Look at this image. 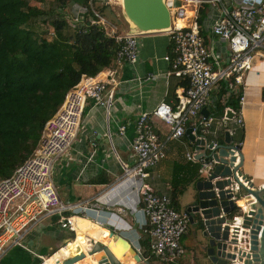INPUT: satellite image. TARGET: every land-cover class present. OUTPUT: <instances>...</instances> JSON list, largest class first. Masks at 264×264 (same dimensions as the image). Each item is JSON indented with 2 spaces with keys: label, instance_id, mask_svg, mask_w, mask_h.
<instances>
[{
  "label": "built area",
  "instance_id": "1",
  "mask_svg": "<svg viewBox=\"0 0 264 264\" xmlns=\"http://www.w3.org/2000/svg\"><path fill=\"white\" fill-rule=\"evenodd\" d=\"M111 0H88L85 18L89 25L106 27L99 5ZM171 15V28L167 31L171 41V54L165 55L170 69L167 75H175L187 82L176 94L173 105L160 102L149 112L140 113L135 121V136L130 144L136 157L132 167L122 164L123 176L131 175L139 180L148 176V170L165 157V143L159 138L151 121L161 119L168 127V139L184 136L186 128L198 137L199 128H207L214 117L195 118L203 107L217 98L237 102L236 108L226 106L220 123L232 120L243 126L244 78L254 58H264V0H165ZM208 6L217 11L212 20L211 33L226 41V55L214 51L207 44L203 24L199 21L201 10ZM91 20V21H89ZM108 35V34H107ZM117 48L115 62L134 64L138 59V35L111 31ZM223 82V83H222ZM117 81L110 68L93 75L82 74L78 82L66 93L62 105L45 123L42 135L33 153L11 175L0 179V260L15 246L26 248L25 235L39 222L57 216L61 228L76 230L73 217L64 215L73 206L61 199L53 182V169L57 160L70 150L80 130L87 100L109 106ZM108 85H112L106 90ZM125 126L118 128L124 134ZM233 130L229 134L232 136ZM235 144V143H234ZM239 144V143H237ZM240 145V144H239ZM198 151L192 143V151L186 153L189 160L199 162V173L207 176L215 162L196 159ZM235 154H237L235 152ZM238 162V157L237 161ZM242 174V173H241ZM239 180L248 183L247 178ZM142 205L136 212L143 215L139 224L142 234L149 237L150 254L161 264L172 263L184 252L182 237L187 231L188 217L172 205L164 194H157L151 187L141 183L139 187ZM243 210V205L236 203ZM88 210L90 207L83 206ZM102 226V222L98 221ZM140 253L141 248H137ZM40 264L45 262L43 256Z\"/></svg>",
  "mask_w": 264,
  "mask_h": 264
},
{
  "label": "crops",
  "instance_id": "2",
  "mask_svg": "<svg viewBox=\"0 0 264 264\" xmlns=\"http://www.w3.org/2000/svg\"><path fill=\"white\" fill-rule=\"evenodd\" d=\"M212 13L214 12L207 7L201 16L199 15L202 19L200 22L203 24V34L207 44L212 45L214 51H219L224 56L226 48H222V39L211 33V24L207 26L205 23L207 19L214 20ZM117 15L119 16V13ZM80 16L73 17L76 21L73 25L76 28L86 22L85 16ZM103 17L106 19V16ZM118 21L117 26L107 21L106 27H102L106 35L111 31L122 34L130 32V24L123 13L118 17ZM118 26L122 31L117 32ZM52 32L50 30L51 34ZM137 35V61L134 64L116 63L114 57L111 66L105 67L114 72L117 81L111 104L107 107L95 104L92 99L87 100L75 141L68 153L60 157L54 166L53 182L63 202L73 206L74 210H67L64 215L73 217L76 229L81 228L79 218L88 219L96 225L98 221L102 222L100 227L108 231L106 226L110 225L114 234L120 235L121 242L136 249L141 248V254L145 251L141 240L149 238L147 234H142L139 228L144 217L140 212H136L142 205L139 193L141 183L147 184L159 195L169 196L173 207L185 213L193 197L194 184L200 175V165L199 162L186 157V153L192 151V142L188 136L184 134L178 139H168V127L165 122L152 117L154 129L165 143V157L148 170V176L142 181L131 175L123 176L122 164L132 167L136 163L130 144L135 136L137 116L142 112L151 111L160 102L175 104L177 92L187 85L182 78L167 75L170 65L164 57L171 54L172 49L168 33ZM217 39H220V42ZM111 86L108 85L105 91ZM243 95L242 127H238L232 120L219 122L226 105L223 112L216 113L214 103L217 98L204 107V112H199L195 121L202 117H214L211 124L203 128L201 133L208 141L215 143L223 140L225 131L233 130V143L240 144L242 154L238 170L254 186L260 187L264 185V59L254 58L252 67L244 78ZM218 101L225 102L221 97ZM121 125L125 126L122 135L118 132ZM199 152L202 150H199L196 156H201ZM83 206L90 209L83 210ZM75 235L76 230L74 232L61 228L57 216L46 218L25 235L23 243L26 248L12 247L1 258L0 264H40L39 256L47 258L54 255L64 245L73 241ZM85 238L89 239L87 234ZM116 240L118 239H113ZM89 241L90 247L100 248V245L105 244L111 250L108 244L99 240ZM181 242L184 252L172 262L173 264H211L200 249L193 227L189 223ZM112 253L118 259L113 251ZM152 264L161 263L155 259Z\"/></svg>",
  "mask_w": 264,
  "mask_h": 264
},
{
  "label": "trees",
  "instance_id": "3",
  "mask_svg": "<svg viewBox=\"0 0 264 264\" xmlns=\"http://www.w3.org/2000/svg\"><path fill=\"white\" fill-rule=\"evenodd\" d=\"M37 1L43 0H0V179L33 153L45 123L81 75L111 66L117 48L99 25L84 22L76 28ZM66 1L72 2L57 0L60 11ZM85 1L83 18L89 12ZM111 9L105 5L100 12L106 16ZM220 95L214 103L216 113L225 105L236 108L235 100L219 102ZM141 245V256L154 261L149 238Z\"/></svg>",
  "mask_w": 264,
  "mask_h": 264
},
{
  "label": "water",
  "instance_id": "4",
  "mask_svg": "<svg viewBox=\"0 0 264 264\" xmlns=\"http://www.w3.org/2000/svg\"><path fill=\"white\" fill-rule=\"evenodd\" d=\"M121 9L131 33L167 32L171 28L165 0H122ZM204 111L203 107L201 112ZM191 130L187 127L185 134L195 144L196 151L202 150L201 156L198 154L195 158L215 162L210 174L199 175L185 210L200 249L211 264H264V185L257 187L239 180L242 154L228 130L220 143L208 141L201 133L203 127L199 128L197 138L190 134ZM240 200L245 210L237 206ZM106 227L110 237L120 239L112 226ZM127 249L136 258L132 264H152L134 246L129 245ZM87 255L95 256L99 264H125L105 244L77 252L61 263L76 264Z\"/></svg>",
  "mask_w": 264,
  "mask_h": 264
},
{
  "label": "bare ground",
  "instance_id": "5",
  "mask_svg": "<svg viewBox=\"0 0 264 264\" xmlns=\"http://www.w3.org/2000/svg\"><path fill=\"white\" fill-rule=\"evenodd\" d=\"M119 5L121 6L122 0H118ZM170 3V0H169ZM91 21V20H89ZM240 205H243V201L238 202ZM81 228L76 229V235L73 241L64 245L58 252L54 255L45 258V262L43 264H62V260L71 256L74 252L87 251L91 246V242L89 241L99 240L102 243H106L110 246L111 250L116 254L119 260H121L125 264H132L135 262L136 258L131 251H128V245L124 242H121L119 239L113 241L112 238L109 237V231L105 228H101L95 223L89 221L85 218L78 219ZM85 234L88 235L89 239L85 238ZM124 255V256H123ZM125 258V260L123 259ZM76 264H99L98 260L95 256L91 255L85 257L83 261H78Z\"/></svg>",
  "mask_w": 264,
  "mask_h": 264
},
{
  "label": "rangeland",
  "instance_id": "6",
  "mask_svg": "<svg viewBox=\"0 0 264 264\" xmlns=\"http://www.w3.org/2000/svg\"><path fill=\"white\" fill-rule=\"evenodd\" d=\"M224 1L226 3H229L228 0H224ZM85 2H86L85 0H72V2L71 1H66V5L63 8V11H60L57 8V0H43L42 2H38L37 1L36 3H38L41 8L43 7L45 9H47V10H50L51 8H54L55 9L54 12L58 13V16H61L62 15L61 17H63L71 26H74L73 24H75L76 21L73 19V17L76 18V17H79L80 16V15H77V14L83 15V13L86 10V5L84 4ZM111 2L112 3H109L110 5H108V6H111L112 9L106 11V21H110V24L111 25H116L117 26L119 24L118 23L119 22L118 21V17L122 13V9H121V6L118 3V0H113ZM55 3H56V7H55ZM170 3H171V0H170ZM100 4L101 5H99V6L101 8L103 6H105V5H107V4H104L103 1H101ZM208 7L210 8V10L212 12H214V13H212V15H213L212 18H216L217 17V11L213 7H211V6H208ZM61 12H63V13H61ZM118 13H119V16L117 15L118 16L117 17L116 14H118ZM80 17H82V16H80ZM205 23H206L207 26H209L212 23V19L211 20L210 19L205 20ZM119 27L120 26H118V28H117V32L122 31V28L121 27L119 28ZM217 40L220 42V39H217ZM222 41L223 42H222L221 45L223 46L222 48L224 49V47L226 45V41L225 40H222ZM261 50L264 51V49H261ZM261 59H264V58H261ZM251 67H252V65H251ZM138 232L141 234L140 230H138ZM171 264H173V263H171Z\"/></svg>",
  "mask_w": 264,
  "mask_h": 264
}]
</instances>
